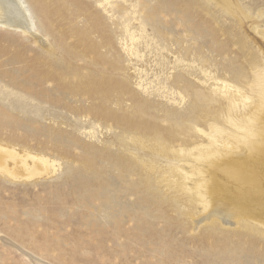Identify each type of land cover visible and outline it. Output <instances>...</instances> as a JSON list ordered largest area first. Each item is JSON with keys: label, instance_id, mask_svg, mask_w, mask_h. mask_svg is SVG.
I'll return each instance as SVG.
<instances>
[{"label": "rangeland", "instance_id": "obj_1", "mask_svg": "<svg viewBox=\"0 0 264 264\" xmlns=\"http://www.w3.org/2000/svg\"><path fill=\"white\" fill-rule=\"evenodd\" d=\"M20 1L27 26L0 24V143L45 155L58 170L32 180L0 173V264H264V233H236L235 223L217 233L210 224L179 228L160 252L149 233L98 234L106 229L96 224L94 188L102 155L136 151L98 108L176 126L175 145L186 150L207 143L215 124L235 133L213 114L225 113L223 84L240 89L241 102L256 98L264 0L226 8L216 0ZM95 78L111 81L107 99L88 93Z\"/></svg>", "mask_w": 264, "mask_h": 264}, {"label": "bare ground", "instance_id": "obj_2", "mask_svg": "<svg viewBox=\"0 0 264 264\" xmlns=\"http://www.w3.org/2000/svg\"><path fill=\"white\" fill-rule=\"evenodd\" d=\"M216 1L225 8L231 3L230 0ZM26 10L20 0H0V24L25 28L29 20ZM110 86V80L95 78L88 93L107 99ZM251 89L256 98L248 103L240 101L241 95L237 96L240 89H234L230 84L221 86L227 101L225 113L213 116L215 119L224 118L236 131L225 133L224 128L215 124L213 133H206L207 143L196 146V151L176 147L175 142L183 133L176 126L165 128L151 118L121 116L98 108V113L103 112L105 119L112 120L123 130L124 139L133 143L127 145L129 150H147L144 156L149 157L144 158L136 151L132 155L105 153L101 156L100 164L95 167L97 183L94 188L100 201L97 212L99 224H96L98 227L103 223L106 232L100 229L98 234L149 233L152 237L149 243L160 252L161 249H169L170 243L173 244L171 233H177L182 227L193 232L204 224H210L215 232L235 223L236 233H264V67L256 70ZM259 119L262 131H259ZM160 160L168 163L164 165ZM56 165L45 155L28 150L21 153L15 147L0 143V173L8 178L38 179L55 173L58 170ZM130 176L136 178L130 179ZM76 197L79 199V194ZM125 221L132 222L130 227L123 226ZM160 222H163L161 226ZM159 252L164 254V251ZM33 261L46 264L40 260Z\"/></svg>", "mask_w": 264, "mask_h": 264}]
</instances>
